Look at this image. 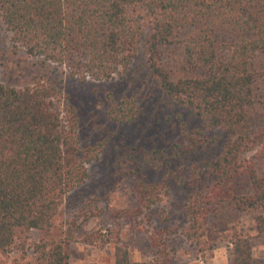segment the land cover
Here are the masks:
<instances>
[{
    "label": "trees",
    "instance_id": "obj_1",
    "mask_svg": "<svg viewBox=\"0 0 264 264\" xmlns=\"http://www.w3.org/2000/svg\"><path fill=\"white\" fill-rule=\"evenodd\" d=\"M0 28L15 50L48 69L69 66L70 78L155 80L179 109L168 120L187 139L216 132L200 145L214 152L203 161L206 185L186 195L183 235L205 253L211 209L229 202L252 215L264 236V0H0ZM61 93L46 74L25 86L0 80V264L69 262L72 232L28 241L32 231L51 234L92 159L65 128L55 103ZM112 108L123 113L122 105ZM197 148L184 143L173 158ZM239 179L246 190L235 186ZM85 241L102 246L110 239ZM231 243V264H254L249 236L236 234ZM111 264L173 262L160 255L134 261L116 243Z\"/></svg>",
    "mask_w": 264,
    "mask_h": 264
},
{
    "label": "rangeland",
    "instance_id": "obj_2",
    "mask_svg": "<svg viewBox=\"0 0 264 264\" xmlns=\"http://www.w3.org/2000/svg\"><path fill=\"white\" fill-rule=\"evenodd\" d=\"M69 72L66 65L42 67L37 58L15 50L0 28V80L25 86L34 76L56 78L62 93L55 103L62 110L65 128L75 132L83 156L92 158L86 163L85 181L63 201L51 234L32 231L28 241L72 232L68 264H111L116 243L126 246L134 261L160 255L173 264H231V238L246 234L254 264H264V236L258 234L252 215L237 211L229 202L211 209L207 224L211 248L205 253L182 233L188 224L186 195L194 184L206 185L203 161L214 152L200 145L215 131L193 133L194 140L187 139L180 126L168 120L179 109L155 80L143 74L131 83L118 75L108 81L70 78ZM113 104L122 105L123 113H111ZM184 143L198 147L197 151L174 159L175 150ZM235 186L246 190L242 179ZM94 237L110 242L101 246L85 241Z\"/></svg>",
    "mask_w": 264,
    "mask_h": 264
}]
</instances>
